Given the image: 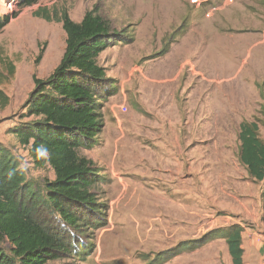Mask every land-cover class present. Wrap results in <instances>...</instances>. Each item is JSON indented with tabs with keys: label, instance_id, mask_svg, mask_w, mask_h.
<instances>
[{
	"label": "rangeland",
	"instance_id": "obj_1",
	"mask_svg": "<svg viewBox=\"0 0 264 264\" xmlns=\"http://www.w3.org/2000/svg\"><path fill=\"white\" fill-rule=\"evenodd\" d=\"M20 1L0 0V14L18 13L0 32V92L8 97L6 105L0 102V143L25 165L28 180L42 188L55 177L53 169L36 167L27 147L9 131L26 120L22 104L34 87L33 75L47 77L65 49L62 22L36 12L45 8L55 18L66 10L80 21L98 6L113 29L126 28L125 36L134 38L111 46L98 59L116 76L118 94L104 104L97 144L79 150L100 170L94 190L108 206L106 224L74 234L86 254L78 248L54 263L233 264L222 237L166 256L181 242L194 245L213 229L237 224L242 227L243 264H264V180L252 177L241 162L239 136L243 122H256L264 141L262 55L253 52L244 64L247 50L236 46L219 53V64L212 67H181L179 60L185 56L178 50L181 36L194 22L212 18L207 14L212 8L214 15L220 12L225 0L200 6L192 0H36L24 7ZM243 5L264 7V0H234L229 6ZM256 66L254 82L247 80L250 88L231 87ZM162 78L169 82L166 88L158 81ZM155 106L176 107L177 112L161 114ZM1 246L10 249L8 241Z\"/></svg>",
	"mask_w": 264,
	"mask_h": 264
},
{
	"label": "trees",
	"instance_id": "obj_2",
	"mask_svg": "<svg viewBox=\"0 0 264 264\" xmlns=\"http://www.w3.org/2000/svg\"><path fill=\"white\" fill-rule=\"evenodd\" d=\"M36 0H21L20 7ZM36 15L62 22L66 33L63 55L45 78L33 75L34 87L26 101L21 122L10 128L38 168L50 166L55 177L44 187L31 183L11 150L0 143V264H55L84 243L74 234L106 224L108 206L94 187L101 178L93 159L79 153L97 144L104 127L103 107L118 92L117 79L109 77L99 63V55L119 43L129 44L126 28L113 29L98 6L87 10L80 21L68 11L51 16L45 8ZM18 16L17 12L0 14V32ZM42 48L36 57L40 62ZM2 96V105L8 97ZM256 122H243L240 130V160L250 175L264 180V141ZM47 149L37 155L36 149ZM224 238L233 264H243L242 227L217 228L195 240L194 245L181 242L166 256L173 257L216 239ZM2 241L10 243L9 251ZM89 251V250H88Z\"/></svg>",
	"mask_w": 264,
	"mask_h": 264
},
{
	"label": "crops",
	"instance_id": "obj_3",
	"mask_svg": "<svg viewBox=\"0 0 264 264\" xmlns=\"http://www.w3.org/2000/svg\"><path fill=\"white\" fill-rule=\"evenodd\" d=\"M241 4V3H238ZM218 8V7H217ZM217 11V10H216ZM216 12L212 14V18H206L202 22L193 23V27L186 31L180 39L181 44L178 46L180 53L185 54L184 57H181V67L188 64H195L196 66H214L213 64H219V53L228 52L233 50L234 47H240V49H246V57L244 58L243 63L246 64L250 58V55L255 52L258 56L260 53L262 55L264 64V7H256L254 9L247 8L246 6H235L231 7L224 4ZM255 12L257 14H255ZM214 16V17H213ZM194 20L191 21V23ZM190 28V27H189ZM110 48V47H109ZM103 51L98 59L103 58L107 53L108 49ZM105 53V54H104ZM259 53V54H258ZM192 59V60H191ZM166 60V59H165ZM170 65V60H167ZM221 64L223 63L220 59ZM172 64V62H171ZM103 66V65H102ZM194 66V65H193ZM106 67V66H105ZM259 70L256 66L250 73L244 75L243 80L239 83L231 84V87H237L239 90L243 91L244 88H250V83L247 81L251 79L252 82L254 74ZM261 73H264L261 71ZM109 77L115 78L113 74L107 73ZM177 75L174 78H178ZM232 77V76H231ZM155 81V79H151ZM171 80V79H170ZM159 83L162 84L163 88H166L169 82H166V79L162 78ZM124 86V84H122ZM156 89L158 88L157 85ZM154 89V88H153ZM123 102L125 103L126 94L124 93V87L121 89ZM118 94V93H117ZM155 95V100H156ZM122 102V103H123ZM156 104V103H155ZM156 109L162 108V106H155ZM161 114L175 113L177 108H162L159 110Z\"/></svg>",
	"mask_w": 264,
	"mask_h": 264
},
{
	"label": "built area",
	"instance_id": "obj_4",
	"mask_svg": "<svg viewBox=\"0 0 264 264\" xmlns=\"http://www.w3.org/2000/svg\"><path fill=\"white\" fill-rule=\"evenodd\" d=\"M208 1H209V0H192V2H193L194 4H196V5H198V6H200L201 4H204V3L208 2ZM233 2H234V0H225V1H224V4H226V5H230V4H232ZM214 9H215V8H212L207 14L210 15L211 13H213ZM119 108H120V110H122V111H127L126 106L123 105V104H120Z\"/></svg>",
	"mask_w": 264,
	"mask_h": 264
},
{
	"label": "clouds",
	"instance_id": "obj_5",
	"mask_svg": "<svg viewBox=\"0 0 264 264\" xmlns=\"http://www.w3.org/2000/svg\"><path fill=\"white\" fill-rule=\"evenodd\" d=\"M36 152H37V155L40 156V155H46L47 153V149L43 148V147H39L36 149ZM22 168L25 167V165H21Z\"/></svg>",
	"mask_w": 264,
	"mask_h": 264
}]
</instances>
